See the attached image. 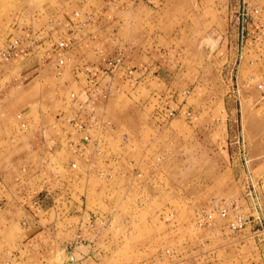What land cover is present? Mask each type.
Masks as SVG:
<instances>
[{"label": "rangeland", "instance_id": "374dc122", "mask_svg": "<svg viewBox=\"0 0 264 264\" xmlns=\"http://www.w3.org/2000/svg\"><path fill=\"white\" fill-rule=\"evenodd\" d=\"M108 1L0 0V51L21 29L57 25L66 14L81 13L85 21L92 9L96 18H105L103 23L115 15L126 22L116 25L114 39L137 51L152 52L158 40L151 31L159 32V52L148 55L158 60L159 77L112 97L101 126L110 130L114 144L93 165L91 179L59 189L74 199L53 197L58 213L51 222H58L53 235L64 242H26L20 258L13 255L14 247L2 244L0 264H69L64 253L79 245L87 255L71 264H264V242L252 237L250 227L238 234L219 228L210 232L195 222L197 212L211 200L241 198V170L234 159L241 126L253 172L258 180L263 178L264 206V92L257 88L264 61H256V49H250L240 68L239 101L221 38L230 29L235 0H167L163 8L159 5V22L152 13L146 25L131 0H114L129 5L116 11ZM259 2L264 6V0ZM146 31L152 33L147 39ZM30 66L23 60L21 69ZM3 85L0 98L9 94ZM2 106L19 109L12 98ZM168 109L177 115L167 118ZM19 113L11 120L17 134L0 136V171L15 186L18 175L21 191L42 185L46 190L45 176L36 177L29 165L36 156L27 150ZM63 203L66 215L59 210ZM92 219L94 227L89 228ZM21 226L16 224L17 234H22ZM168 249L180 257L168 259Z\"/></svg>", "mask_w": 264, "mask_h": 264}, {"label": "crops", "instance_id": "0c3cea01", "mask_svg": "<svg viewBox=\"0 0 264 264\" xmlns=\"http://www.w3.org/2000/svg\"><path fill=\"white\" fill-rule=\"evenodd\" d=\"M166 1L131 0L130 3L138 9L141 20L146 25L151 22L148 16L152 13L157 19L156 22H159V5L163 8L169 2ZM107 4L115 11L121 8L129 9L128 4L114 0H109ZM214 4L220 5L218 2ZM96 13L93 9L87 12L85 21L80 20L81 13L78 17H75V14H66L61 16L62 20L57 25L49 22L48 26L42 28L21 29L14 34L13 39H24L25 45L20 47L9 61L0 62V85L3 83L9 88V94H3L0 98V136L4 139L9 134H17V129L11 126V120L15 119L16 112H20L29 128L26 131L27 150L36 156L33 164L29 162V165L36 171V177L45 176L43 179H47L48 186L46 190L42 189V185L21 191L18 175L15 178L18 186H15L8 182L6 174L0 171V245L3 244L5 249L8 246L14 247L12 251L18 254L12 252L11 255L16 258H20L21 252L27 250L29 245L26 242H64L58 241L53 235L58 231V222L54 225L51 223L55 215H58L55 212L53 197L62 194L61 198L74 199L71 193L64 194L59 189H63L65 185L66 189H69L68 183L78 186L84 179H91V169L95 164L92 147L88 145L79 152L76 145L83 133L75 131L74 125L67 123L66 119L82 120L93 116L101 122L106 119V109L115 94L121 91L132 92L145 79L159 77L158 60L154 61L148 57L149 54L156 55L159 52V32L154 29L151 31L158 40L155 43L157 49L154 48L152 52L150 49L137 51L132 45L118 43L114 39L116 25H125L126 22L120 21L117 15L113 14L114 17H109L107 23H103L105 18L101 17L99 20V17L95 16ZM80 23L86 25L82 26ZM81 26L82 29L77 31ZM252 30L257 31L254 28ZM152 33L148 34L146 31L143 38L151 37ZM221 38L224 39L225 50L228 52L227 34ZM64 41L67 47L60 48L59 43ZM5 46L6 44L3 48ZM250 47H253L252 43ZM120 52L124 54L123 63L111 72L109 62ZM23 60L31 66L21 69ZM62 60L64 64L60 65ZM87 69L92 70L89 76L94 78L95 83L88 81ZM131 69H135L137 79L128 78V71ZM13 94L17 95V98H14ZM72 95L76 96V101ZM10 98L15 100L18 111H11L2 106L5 103L8 105ZM19 121L21 120L17 123L21 126ZM101 127L95 130L94 137L108 151L115 138L110 130ZM230 131L234 133L232 124ZM31 160L32 158L29 161ZM73 162L79 165L76 171L70 167ZM52 191L55 194H52ZM38 198L42 200V204L37 207L33 203ZM65 203L59 209L63 215L67 214L64 211ZM24 220L28 223L26 227H22ZM16 224L22 225V234L15 232ZM64 254L69 264L84 259L87 255L81 250V245Z\"/></svg>", "mask_w": 264, "mask_h": 264}, {"label": "built area", "instance_id": "2783aa9c", "mask_svg": "<svg viewBox=\"0 0 264 264\" xmlns=\"http://www.w3.org/2000/svg\"><path fill=\"white\" fill-rule=\"evenodd\" d=\"M260 0H235V9L232 11L233 15L230 17L227 37L229 41V50L227 58L230 60L229 64V76L230 80L235 81L237 84V99L240 101V91L238 90V82L240 77V68L244 62L250 49H256V61H264V6L259 2ZM79 14H77L78 16ZM85 26L86 23H80ZM79 28L77 31L82 29ZM252 28L256 29L253 32ZM253 47H250V44ZM25 45V40L16 38L10 41L6 47L0 51V62L9 61L13 54L22 46ZM60 48H66L67 43H59ZM124 60V54L120 52L117 57L109 62L111 72L116 70L122 65ZM64 61H60V65H63ZM92 70L87 69L88 81L95 83L94 78L89 75ZM128 78L137 79L135 75V69L128 71ZM258 90L264 92V74L261 77L260 82L257 84ZM74 101L76 96L72 95ZM177 115V110H167V118H173ZM187 119H192L191 112L186 113ZM18 119L21 120V129L27 131L28 124L23 121L22 114L18 115ZM67 123L74 125V130L83 133L82 138L77 142V148L79 152H82L84 147L90 145L92 147V158L94 162L105 157L106 150L102 146L101 142H98L94 137L96 129L101 127V122L93 116L89 119H77L67 118ZM95 127V128H94ZM237 140L236 153L234 159L240 167L241 173L238 178L240 183L242 194L238 201H228L225 199H213L205 208L198 211L196 214L195 222L196 226L201 229L215 231L219 228L222 232L228 231L233 234H238L245 231L250 227L252 237L258 242H264V206L258 180L253 172V158L251 157L248 149V144L245 136L243 126L238 128L236 136ZM71 145H73L71 143ZM103 158L104 162H108L109 159ZM71 169L76 171L79 165L76 162L71 163ZM47 184V179L43 181ZM263 183V182H262ZM263 186V185H262ZM34 206H41L42 200L38 198L34 201ZM23 226H28L27 221H23ZM89 228L94 227L93 219L87 225ZM168 259H176L180 257L176 252L168 249L165 252ZM159 259V258H158Z\"/></svg>", "mask_w": 264, "mask_h": 264}]
</instances>
